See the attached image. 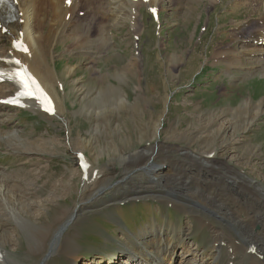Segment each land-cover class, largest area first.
Instances as JSON below:
<instances>
[{
	"label": "rangeland",
	"instance_id": "obj_1",
	"mask_svg": "<svg viewBox=\"0 0 264 264\" xmlns=\"http://www.w3.org/2000/svg\"><path fill=\"white\" fill-rule=\"evenodd\" d=\"M187 1H162L158 6V19L151 18L148 11L151 7L144 2L139 7L142 14H139L141 17L138 15L142 26L139 32L135 31V26L128 20L115 27L111 42L113 46L102 53L104 57L99 55L103 59L109 55L111 57L96 65L100 72L106 74L102 83L94 79L95 73L87 70L89 63L86 56H81L87 48L89 34L78 37L76 41H81V44L69 48L65 43L53 45L56 61L53 63L52 60L51 64L56 67L62 81L60 87L58 84L56 88L64 108L66 107V112L61 116L66 121L39 108L24 106L33 110L31 112L0 106V114L4 112V118L0 116L5 120L4 129H19V132L26 133L31 140H37L39 143L42 142L39 140L45 141V150L29 152L0 139V169L7 172L12 181L23 178L33 183L30 186L32 191L29 192L32 198L38 195L44 198L56 192V199L46 202L42 207L41 217V221L53 227L55 233L60 229L58 224L54 223L56 217L77 200L78 191L83 184V166L87 165L86 169L90 175L92 168H102L110 162L109 160H115L111 175L108 176V179H111L109 184L113 186L107 190L104 188L101 193L98 190L99 194L97 193L95 198L97 202L89 197L93 203L90 200L85 203L84 207L87 208L79 215L82 216V224L75 231L69 230L71 237L82 245L79 260L70 262L60 251L62 245L56 244L55 253L45 264H109L111 254H119L126 246L131 247L136 238L149 237L154 241L166 229L171 230V233L186 229L188 234L185 239L192 249L186 257L199 259L203 257L205 248L211 249L214 236L210 228L212 222L216 225L214 229L224 228L228 234H238L235 227L227 225L218 214L196 202L170 197L161 186H155L150 192L141 190L140 194L129 195L128 193H132V184H154L147 179L136 177L141 172L144 173L143 169L135 171V168L131 167L130 177L125 178L124 168L121 167V155L142 146H152L158 141L160 144L171 145L168 152L160 153H169L175 158L180 157V153L185 154V150H180V147L199 151L217 148L215 157L224 160L229 166L244 170L248 176L264 185V104L261 109H255L264 99V75L258 72L242 77V68L229 70L225 63L217 62L218 59L214 55V50L219 44L231 41L230 29L238 25L233 23L235 19H245L251 12L244 5L233 12L232 0H214V5H211L213 0ZM191 16L192 19L189 18ZM86 22L87 20L84 27ZM71 31L81 32L73 24L65 37L70 36ZM9 46V41L0 35V51ZM173 54L180 55L175 64L170 61ZM133 55L140 56L141 59L138 73H127L126 76L115 78L113 71L127 64ZM68 64L76 66V73L72 77L65 74ZM106 72H111V75ZM73 78H79L81 82L78 86L87 89L80 93L74 90ZM109 81L116 84V96L124 97V107L117 109L111 106L104 109L105 105H112L113 100L108 92ZM246 100L250 101L252 108H247L245 114L239 115L237 119L249 121L246 125H238L234 137L226 142L215 137L211 142L199 138L200 133L205 136L206 132L212 130V125L208 122L216 118V115L225 113V118L235 119L236 111L247 102ZM9 115L12 118H9ZM159 125L160 134L156 131ZM84 138L87 139L85 143L82 141ZM72 147L81 150L88 158L89 162H86L82 169L79 168L81 159ZM73 169L80 170L74 177ZM32 171H40L43 176L35 180ZM94 177H89L87 182L98 185L100 181ZM166 195L171 198V203L162 199L167 197ZM173 203H182L186 211L177 208ZM197 218L208 219L211 223L200 227ZM22 226L16 218H11L10 222H1L0 230L15 228V237L13 236L11 241L4 238L0 264H44L46 253L39 251L38 245L34 249H37L36 251L30 250L26 229L24 232ZM44 243L46 241L43 239L40 243L42 249ZM49 246L53 247L51 244ZM185 254L186 252H183L178 256V261H181ZM95 256L100 257L99 260L94 261ZM224 257L228 259L227 252Z\"/></svg>",
	"mask_w": 264,
	"mask_h": 264
},
{
	"label": "bare ground",
	"instance_id": "obj_2",
	"mask_svg": "<svg viewBox=\"0 0 264 264\" xmlns=\"http://www.w3.org/2000/svg\"><path fill=\"white\" fill-rule=\"evenodd\" d=\"M162 1L165 0H71V3H67V0H16L15 9L9 15L5 13L0 16V35L9 41L10 44L8 48L0 51V62H10L13 56H17L20 65L26 67L36 75L46 91L52 96L55 103L54 115L61 117L66 112V107L64 108L62 104L63 100L60 97L59 90L56 88L62 81L60 80L56 67L52 66L56 61L53 53V45L65 43L67 48H69L81 44V41H76L78 37L89 34L87 48L81 56H86V61L89 63L87 64V70L90 73H95V78H93L95 80L97 79L99 83H102L106 74L100 72L96 65L101 60L105 61L111 57L109 55L108 58L103 59L99 55L104 51H108L113 46L111 42L115 34L114 28L123 24L125 20H128L131 25L135 26V31L139 32L142 27L138 18V15L141 14L139 9L140 5L145 2V4H148L151 8L158 11V6ZM215 1L213 0L211 5H214ZM232 2L234 4L233 12L244 5L249 8L251 15L245 19H235L233 23L238 25L230 29L229 38H232L231 41L226 44H219L215 48V58L218 59L217 62L225 63L229 70L242 68L244 71L242 77L254 73L258 74V72L264 75V0H232ZM141 15L139 16L141 17ZM67 18L70 19L67 20ZM189 18L192 19V16ZM85 20L87 22L84 27ZM73 24L81 32L71 31L70 36L65 37L66 32L69 31V27ZM17 40H23L28 46L29 51H16L13 43ZM68 42L69 44L67 45ZM173 55L170 61L172 64H175L180 59V55ZM211 55L212 53L208 56L206 62H208ZM52 60L54 62L51 64ZM140 60V56L133 55L127 61V64L113 71L112 75L115 78H120L126 76L127 73L137 74L138 68L140 67ZM65 69V74L68 77H72L76 73L75 65L68 64ZM170 71L173 74V71ZM107 74L111 75V72ZM91 75L93 76V74ZM72 81L74 82L73 89L79 91V93L87 89L84 86H78L81 82L79 78ZM115 86L116 84L114 82L109 81L108 92L111 94L110 96L113 100L111 102L112 105H105L104 109L107 107L110 108L111 106L119 109L126 105L124 97L121 95L116 96L115 91L117 88ZM7 89L15 90L16 85L14 83H2L0 85V92L2 93L0 99H5L8 96L9 91ZM88 90L90 91V89ZM262 100L255 109L259 110L263 107L264 99ZM243 104L236 111L237 116L235 119L225 118V113L216 115V118L208 122L212 125V130L208 133L206 132L205 136H203V133H200L199 138L202 137L203 140L210 141L215 137L216 139H223L226 142L228 139L234 137L235 131L238 130V125L240 123H245L246 125L249 121V119L246 121L244 119H237V117H240L239 115L245 114L244 111H247V108H250V106L252 108L250 101ZM1 105L4 104L0 103ZM24 106L39 108L35 102L28 100L25 101ZM3 113L1 112L0 116L3 117ZM45 116L47 117V115ZM2 117L0 118L1 141L29 152L45 150L44 140H39L42 141L39 143L37 140H31L26 133L19 132V129H4L3 124L5 120ZM9 118L12 117L9 115ZM61 118L66 121L64 117ZM156 131L160 134V125ZM86 140V138L82 139L84 143ZM170 147L171 145L160 144L158 141L152 146H142L125 155H121L120 162L121 167L124 168L123 176L125 178L130 177L129 175L132 173L131 167H134L135 171L143 169L145 173L141 172L136 177L147 179L148 182L154 184V186H145L142 183L132 184V193L128 194H140L141 190H148L150 192L155 186H161V189L163 188L167 195H171L170 197L196 202L203 208L218 214L227 225L235 227L239 235L234 236L228 234L224 228H221V230L214 229L216 226L213 225L215 224L214 222L211 223V221L205 218H197L200 227L211 223L210 228L214 234L211 249L205 248L206 250H203V257L199 259L186 257L192 251L185 239L186 234H188L186 229L175 230L173 233H171V230L166 229L154 241L149 237L136 238V241L131 247L126 246L119 254H111L112 258L109 264H264V185L260 181L258 182L248 176L244 170L229 166L224 160L215 157L214 153L217 148L199 151L197 149L180 147V150H185V154L180 153V157L177 158L169 153H160V151L168 152ZM72 148L74 149V147ZM75 151L83 165L89 162L81 150L76 149ZM109 161L102 168H92L90 175L86 169L87 165L83 166L85 168L82 169L84 174L82 175V188L78 191L75 203L73 202L74 204L72 206L64 208L62 213L56 217L54 223L60 227L56 233L53 227L41 221L42 207L46 202L48 203L56 199V192H52L48 197L43 198V196L38 195L36 198H32L29 196V192L32 191L30 186L33 183L23 178L12 181V177H9L7 172L0 169V224L2 221L10 222L11 218H16L23 224L24 227H22L23 230L26 229V238L28 239L30 250L36 251L39 249V251L46 253L47 258H45L44 264L55 253L56 247L54 246L56 244L57 246L59 244L62 245L60 251L70 259V262L73 261L74 263L78 261L80 258L79 250L82 248V245L71 237L69 230L75 231L82 224V216L79 215L87 208L84 206L90 200L89 197L95 199L97 198L96 194L98 190L101 193L104 188L107 190L113 186L109 184L111 179L108 178L111 175V169L115 165V160ZM178 165H181V167L179 168ZM79 172L80 170L75 169L73 177ZM32 174L35 180L43 176L40 171H32ZM94 176L100 181L98 185L87 182L89 177ZM95 181L97 180L95 179ZM66 186L69 187L68 185ZM54 190H57V188H54ZM170 197L164 196L162 199L165 202L171 203L172 200ZM90 201L93 203L92 200ZM173 204L177 208L179 207V209L186 211V207L182 203ZM68 227L71 229H68ZM0 231H2L0 232L1 252L5 245L4 238L10 239L11 241L15 228L13 230L7 228ZM176 233L179 234L177 235ZM43 239L46 243H44L42 249L40 243ZM50 244L53 245L52 248L49 246ZM37 245L38 248L34 250ZM183 252H186V254L182 256V262L178 261V256L182 255ZM226 252L228 259L224 257ZM99 258L95 256L93 260L95 259L97 261Z\"/></svg>",
	"mask_w": 264,
	"mask_h": 264
},
{
	"label": "snow or ice",
	"instance_id": "obj_3",
	"mask_svg": "<svg viewBox=\"0 0 264 264\" xmlns=\"http://www.w3.org/2000/svg\"><path fill=\"white\" fill-rule=\"evenodd\" d=\"M67 2L71 3V0H67ZM16 63H19V61H16ZM16 75L20 78V82L24 88V92L22 94L35 97L37 100H40L41 97H44L45 101L47 100V97L43 94L42 90L39 89V86L36 84L35 80L31 78L30 74H28L26 70L23 73H17ZM37 93H40V95H37ZM46 110L53 111L52 108H48Z\"/></svg>",
	"mask_w": 264,
	"mask_h": 264
}]
</instances>
